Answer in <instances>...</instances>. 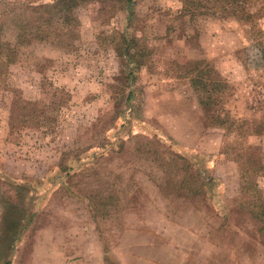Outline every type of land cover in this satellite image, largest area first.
I'll use <instances>...</instances> for the list:
<instances>
[{
  "label": "rangeland",
  "instance_id": "obj_1",
  "mask_svg": "<svg viewBox=\"0 0 264 264\" xmlns=\"http://www.w3.org/2000/svg\"><path fill=\"white\" fill-rule=\"evenodd\" d=\"M216 1L0 0V264H264V0Z\"/></svg>",
  "mask_w": 264,
  "mask_h": 264
},
{
  "label": "trees",
  "instance_id": "obj_2",
  "mask_svg": "<svg viewBox=\"0 0 264 264\" xmlns=\"http://www.w3.org/2000/svg\"><path fill=\"white\" fill-rule=\"evenodd\" d=\"M71 3H73L75 0H70ZM186 4H184L183 10L187 14H190L191 16H195L199 13H204L207 10H211L214 12V6H215V0H212L210 9L207 7V9H194L189 6V3H195V0H184ZM220 3V7L227 10V13L233 14L238 18V20H241L242 22H251L253 19L258 17V13L252 12L248 8V3H250L249 0H225L224 2L216 1V4ZM199 10V11H198ZM208 12V11H207ZM33 37V35H31ZM131 43L130 41H127V48L126 51L123 52V54L127 55L130 59L133 61H141L140 57L141 54L139 51L135 53V51L132 50L130 47ZM18 56V49L17 46L12 44L10 41L7 40H1L0 39V68L7 67L11 63H14ZM1 73V70H0ZM202 79L195 80L197 84H201V87L207 91L208 93V100L211 102H216L218 98H222V95L224 94L225 89H227V83L218 80H209L205 81ZM208 88V89H207ZM209 102V101H208ZM210 103V102H209ZM208 103V104H209ZM262 132V130H260ZM261 176V175H260ZM251 206V205H250ZM257 210L259 211H253L252 213L256 216L255 219L257 221H260L261 227L258 228L257 231V238L261 237L264 238V201L260 205L257 203L255 204ZM239 209L245 210V208L240 207Z\"/></svg>",
  "mask_w": 264,
  "mask_h": 264
}]
</instances>
